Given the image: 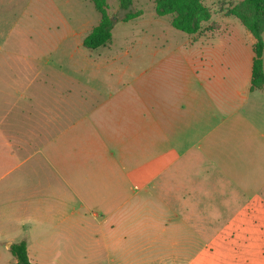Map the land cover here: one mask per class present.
Returning <instances> with one entry per match:
<instances>
[{
    "label": "rangeland",
    "instance_id": "rangeland-1",
    "mask_svg": "<svg viewBox=\"0 0 264 264\" xmlns=\"http://www.w3.org/2000/svg\"><path fill=\"white\" fill-rule=\"evenodd\" d=\"M105 1L106 13L114 22L112 41L90 52L83 41L101 21L90 0H0V98L14 99L5 123L11 118L19 122V108L27 106L22 98H35L44 88L71 94L77 116L105 102L119 110L167 54L180 52L189 63H202L211 72L215 64L232 61L238 53H253L249 32L229 16L232 9L241 10L245 0H201L211 19L196 35L174 29L171 15L157 16L154 0H132L127 10L121 0ZM135 12H141L140 17L122 20ZM260 22L264 25L263 17ZM156 91L163 97V84ZM239 101L234 110L214 113V119L205 112L203 125L187 138L188 145L201 143L205 149H211L215 139L214 156L205 151V161L186 169L189 180L198 182L189 185L194 191L185 202L188 228L182 241L188 243L190 264H264V93H247ZM39 108L35 101V110ZM230 114L234 119L244 116L250 125L217 128ZM17 130L19 136L9 137L13 150L28 140L21 128ZM38 146L36 137L26 145L31 163L38 159ZM17 155L11 174L0 179V264H16L10 248L23 239L36 264H103L94 248L71 243L68 217L44 230L39 226L26 230L17 223L25 212L30 186L20 178L26 165H17L25 153ZM170 202L172 209L178 208ZM73 236L77 240L76 233Z\"/></svg>",
    "mask_w": 264,
    "mask_h": 264
},
{
    "label": "crops",
    "instance_id": "crops-1",
    "mask_svg": "<svg viewBox=\"0 0 264 264\" xmlns=\"http://www.w3.org/2000/svg\"><path fill=\"white\" fill-rule=\"evenodd\" d=\"M248 36L253 50L255 39ZM254 57V51L238 53L208 72L180 52L167 54L119 110L105 102L77 116L71 94L44 88L35 98H22L27 106L19 108V122L5 123L14 99L1 97L0 179L11 174L17 153H25L17 165H26L20 178L30 185L17 223L44 230L68 217L71 243L94 248L103 264L192 263L182 234L188 228L186 197L194 191L189 185L198 182L189 180L186 169L205 161V151L214 156L215 139L205 149L201 143L188 145L187 138L203 125L205 112L214 119V113L236 109L247 93H264L250 91ZM161 84L163 97L156 91ZM233 124L250 125L244 116L230 114L216 127ZM18 128L28 140L13 150L9 137L19 136ZM35 137L41 146L31 163L26 145ZM170 201L178 208L172 209Z\"/></svg>",
    "mask_w": 264,
    "mask_h": 264
},
{
    "label": "trees",
    "instance_id": "trees-1",
    "mask_svg": "<svg viewBox=\"0 0 264 264\" xmlns=\"http://www.w3.org/2000/svg\"><path fill=\"white\" fill-rule=\"evenodd\" d=\"M95 9L101 14L100 23L92 29L84 39L83 47L92 52L104 47L112 41L113 19L106 13L105 0H90ZM155 13L159 17L171 15V25L174 29L188 35H196L200 32L204 23L211 19V13L201 0H154ZM132 0H121V6L127 10ZM240 8V7H239ZM141 12L127 13L122 19L129 22L140 17ZM229 16L235 17L251 33L255 39L253 51L255 54L252 65L250 91H264V25L260 18H264V0H245L242 9H232ZM10 253L16 258V264H35L28 256L27 242L25 240L12 244Z\"/></svg>",
    "mask_w": 264,
    "mask_h": 264
}]
</instances>
